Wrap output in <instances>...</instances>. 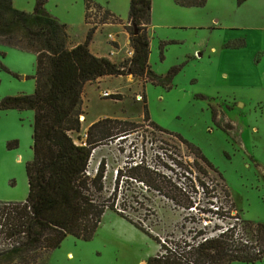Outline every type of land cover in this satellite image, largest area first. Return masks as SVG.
Masks as SVG:
<instances>
[{"label":"rangeland","instance_id":"obj_1","mask_svg":"<svg viewBox=\"0 0 264 264\" xmlns=\"http://www.w3.org/2000/svg\"><path fill=\"white\" fill-rule=\"evenodd\" d=\"M38 2L48 17L67 25L72 43L84 42L91 25L103 17L93 8L87 24L85 0H13V7L33 13ZM90 2L122 21L114 23L113 18L106 26L98 24L93 54L114 56L116 63L132 58L126 28L131 0ZM1 30L0 102L32 95L36 52L42 43L26 36L21 25ZM149 37V64L161 83L130 75L87 85L84 128L72 137L85 143L90 124L107 118L134 124L118 126L113 134L128 130V135L121 133L93 152L90 172L96 174L105 162L109 198L117 172L125 173L115 203L156 239L109 210L89 241L69 236L59 248L46 252L42 244L26 247L18 240L12 251L0 245V264H142L160 254V238L188 252L201 234L210 235L219 225L208 215V200L195 188L201 183L224 192L225 201L245 222L264 224V0L242 5L237 0H207L203 7L153 0ZM144 103L151 120L172 135L160 133L147 121ZM34 115L30 110H0V206L28 197L26 165L33 159ZM189 147L199 150L216 171ZM141 161L155 172L152 186L130 179L128 166ZM190 200L196 210L187 208ZM187 258L196 260L194 255ZM254 264H264V259Z\"/></svg>","mask_w":264,"mask_h":264},{"label":"trees","instance_id":"obj_2","mask_svg":"<svg viewBox=\"0 0 264 264\" xmlns=\"http://www.w3.org/2000/svg\"><path fill=\"white\" fill-rule=\"evenodd\" d=\"M237 1L242 5L248 0ZM206 3L207 0H177V4L182 7H203ZM85 6L87 24L93 8L102 12L103 17L100 23L91 25L85 41L75 45L67 25L48 17L41 2L37 3L33 13H26L16 10L13 0H0V30L4 27L11 31L13 27L21 25L26 36L42 43V47L36 49L34 94L6 97L0 102V110H30L35 114L33 159L26 165L28 197L25 202L4 203L0 206V245L3 249H16L18 240L26 247L42 244L46 252L59 248L69 236L89 241L109 210L156 239L141 224L124 215L115 203L120 182L126 178L125 173L117 172L116 188L109 198L106 194L105 162L100 163L96 174L90 172L93 152L109 139L122 137L121 133L128 135V130L113 134L118 126L133 127L134 124L107 118L88 128L85 143L78 144L72 137V133L79 134L84 128L81 118L86 116L84 92L87 85L105 77L130 75L154 85H159L163 80L151 70L149 64L153 0H131L126 28L130 34L133 57L122 63L96 56L90 50L99 29L98 24H110L113 18L114 23L120 24L122 21L90 0H85ZM8 14L12 18H6ZM144 104L147 121L160 133L172 135L151 120L148 107ZM214 118L217 119L215 115ZM179 140L183 141L181 138ZM189 149L208 168L215 170L199 150ZM173 161L183 167L177 160ZM128 167L131 180L146 182L151 186L157 182L152 176L155 172L143 161ZM202 172L205 173L204 170ZM185 179L188 180L187 177ZM155 189L160 190V187L156 185ZM112 196L114 202L110 204ZM194 207L195 204L190 200L187 208L190 210ZM257 226L260 236H263L264 224ZM174 247L168 250L167 255L150 257L147 264H254L264 259V254H234L241 250V244L231 243L228 234L204 242L197 240L192 246L189 245L188 252ZM187 255H194L196 260L193 262Z\"/></svg>","mask_w":264,"mask_h":264},{"label":"built area","instance_id":"obj_3","mask_svg":"<svg viewBox=\"0 0 264 264\" xmlns=\"http://www.w3.org/2000/svg\"><path fill=\"white\" fill-rule=\"evenodd\" d=\"M105 96H109V94L105 93ZM142 99V97H139L138 100L142 101ZM170 153L172 154L173 152L171 151ZM141 184L144 185V183ZM195 188L208 200L210 208L208 215H212L213 222H218L219 224L218 226H214L215 230L210 235H201L198 238L199 242L228 234L231 243L238 242L241 244V250L235 251L234 254H245L247 252L256 256L264 254V245L262 246L261 243L258 226L245 222L238 213L235 214L230 205L225 201L224 192L215 190L214 185L210 186V184L196 185ZM193 209L196 210L197 207L190 210ZM120 211L123 212L122 210ZM208 222L212 221L208 220ZM160 249L161 256L167 255L168 250L172 249V242L167 241L166 238H160Z\"/></svg>","mask_w":264,"mask_h":264},{"label":"crops","instance_id":"obj_4","mask_svg":"<svg viewBox=\"0 0 264 264\" xmlns=\"http://www.w3.org/2000/svg\"><path fill=\"white\" fill-rule=\"evenodd\" d=\"M107 25H108V24H107ZM102 26H106V25H102ZM82 43H83V42H82ZM128 43L130 44V41H128ZM74 44H75V45H78V44H80V43H74ZM92 44H93V42H92ZM92 44H91V46H90V49L92 48ZM129 44H128V45H129ZM117 45H118V44H117ZM118 46H119V45H118ZM118 46H117V47H118ZM91 51H92V49H91ZM92 53H93V51H92ZM114 55H115V54H114ZM97 56H98V55H97ZM109 57L111 58V60L114 59V58H113L114 56H109ZM109 57H108V58H109ZM105 78H106V77H105ZM105 78L100 79L98 82L103 81ZM138 98H139V97H138ZM94 123H95V122H92V123L90 124V126H91L92 124H94ZM90 126H89V127H90ZM145 263L147 264V262H144V264H145Z\"/></svg>","mask_w":264,"mask_h":264},{"label":"bare ground","instance_id":"obj_5","mask_svg":"<svg viewBox=\"0 0 264 264\" xmlns=\"http://www.w3.org/2000/svg\"><path fill=\"white\" fill-rule=\"evenodd\" d=\"M142 264H144V263H142Z\"/></svg>","mask_w":264,"mask_h":264},{"label":"water","instance_id":"obj_6","mask_svg":"<svg viewBox=\"0 0 264 264\" xmlns=\"http://www.w3.org/2000/svg\"><path fill=\"white\" fill-rule=\"evenodd\" d=\"M136 32H138V31H136Z\"/></svg>","mask_w":264,"mask_h":264}]
</instances>
